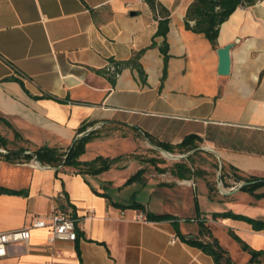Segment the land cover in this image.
I'll return each instance as SVG.
<instances>
[{"label": "crops", "instance_id": "0c3cea01", "mask_svg": "<svg viewBox=\"0 0 264 264\" xmlns=\"http://www.w3.org/2000/svg\"><path fill=\"white\" fill-rule=\"evenodd\" d=\"M158 1L171 18L164 80V38H154L158 21L143 0H0V133L12 141L15 131L33 148L66 149L83 126L107 131L81 161L133 153L134 135L173 146L196 135L201 156L264 180V0L239 7L215 45L186 27L195 0ZM230 45V72L222 76L218 49ZM136 55L144 81L126 65ZM110 61L122 67L114 84L105 70ZM203 164L196 160L183 180L149 163L84 176L0 156V188L24 192L0 195V233L61 208L76 219L78 234L51 247L47 229H32L29 243L11 245L0 264H215L184 236L216 239L233 264H264V230L218 216L264 222V187L242 191L244 182L232 176L215 187L213 164ZM134 202L144 210L125 209ZM140 213L173 219L139 222ZM201 222L210 234H200Z\"/></svg>", "mask_w": 264, "mask_h": 264}, {"label": "trees", "instance_id": "16d2710c", "mask_svg": "<svg viewBox=\"0 0 264 264\" xmlns=\"http://www.w3.org/2000/svg\"><path fill=\"white\" fill-rule=\"evenodd\" d=\"M153 12L155 19L158 21V30L154 36L163 37L164 42L159 47V50L164 59V76L163 80L166 78L168 73L169 66V43L167 41V36L169 33L170 27V11L164 7L158 0H143ZM259 0H195L191 6L189 7L186 14V27L188 30L197 33L204 34L206 38L215 45L217 39L219 37V32L221 25L225 23L231 15L241 6H252L256 4ZM191 23H194L191 25ZM156 43L153 41V45ZM139 55V54H138ZM138 55L131 61L127 62L126 65H132L135 67L141 79L144 81V71L140 68L139 64L136 62L138 59ZM111 82L114 84L115 79L111 78ZM1 121V119H0ZM10 129H13L9 123H6ZM87 129V126H83L80 128V132L84 133ZM15 134V140L24 141L21 135L17 132L13 131ZM106 135H102L101 131L95 130L91 132L89 135L84 136L82 138H76L73 144L67 149L65 152L62 148L57 147H49L42 146L36 147L34 150L19 148V149H11L14 148L15 143L9 142L2 134L0 133V148L5 150V153H0V156L3 157L6 161L9 162H17V161H25L29 162L33 159L39 161L43 165H48L52 168H56L57 173L60 167L71 168L75 170L77 174L84 176H97L103 174L111 169H113L116 165L123 162L125 157L118 156L116 158L103 157L98 156L91 161H81V156L86 153L87 146L95 139H99L105 137ZM146 138L152 143V145L163 149L169 153H182L187 154L190 153L197 148H199L200 138L196 135L187 136L182 143L179 145L173 146L170 144H166L156 140L153 137L146 136ZM12 146H9V145ZM28 144V143H27ZM27 151H32V153H26ZM202 154V152H196L194 155H190L187 160L176 161L170 164L167 169H160L158 167L159 161L155 158H141V164L149 163L153 165L159 173H163L168 169L171 173L179 178V179H189L194 174L192 172V167L195 163V159L193 156H197ZM209 158H214L212 156H208ZM213 167L219 168V164H214ZM118 168H122V166H118ZM145 169L139 170L134 176H132L127 183H131L144 174ZM203 172V171H199ZM221 172H225L227 176H232V179L236 182H252V181H261L251 186H244L241 188L242 191H256L257 189L264 187V180H261L256 177H249L242 175L237 169L228 168L225 164L221 167ZM197 173V171H195ZM2 194H24L23 191H15L7 188H0V195ZM259 196H264L261 194ZM125 209L132 210H144V206L140 203L134 202L132 205L125 207ZM218 214H214L213 217H217ZM218 216L223 217H231L237 220H243L253 226L256 231L264 230V222L256 221L251 218L243 217L240 215H235L233 213H225L219 214ZM147 219L149 221H164L171 220L173 217L171 215H155L153 213L147 214ZM200 226V234H210V230L205 226L203 222L199 223ZM185 242L189 245L196 247L202 250L207 255H210L215 264H233L228 253L221 247L219 242L216 239L211 240V242L205 243L201 241L199 238L196 239H188L185 236L183 237ZM259 256V254L253 253V258Z\"/></svg>", "mask_w": 264, "mask_h": 264}, {"label": "built area", "instance_id": "2783aa9c", "mask_svg": "<svg viewBox=\"0 0 264 264\" xmlns=\"http://www.w3.org/2000/svg\"><path fill=\"white\" fill-rule=\"evenodd\" d=\"M121 69V66L115 61H110L105 68L106 74L114 79L120 77ZM0 153H5V150L0 148ZM92 214L93 211H89V215ZM135 220L146 222L148 219L143 213H140ZM32 229H47L49 231V245L51 247L57 241L75 242L78 238L76 219L69 211L55 208L50 214L44 217H36L29 226L23 229L0 233V258L7 256L8 248L11 245L29 243ZM176 241V238H174L171 240V243L173 244Z\"/></svg>", "mask_w": 264, "mask_h": 264}, {"label": "rangeland", "instance_id": "374dc122", "mask_svg": "<svg viewBox=\"0 0 264 264\" xmlns=\"http://www.w3.org/2000/svg\"><path fill=\"white\" fill-rule=\"evenodd\" d=\"M121 71H122V69H121ZM130 132L131 131H128V133H130ZM106 134H108L107 131L104 132V135H106ZM119 137H121V136H119ZM134 138L136 140L137 139H139V140L136 141V143L133 146V148H134L133 153L120 155V156L125 157V160H123V162L119 163L118 166H123L126 163H130V162H136V164L141 165L140 159L141 158H148V152H149L150 157L157 159L159 161V163L172 164V163L176 162L175 160H172L169 157H167L162 152L156 150V148H155L156 146L152 145V143L150 141H149L150 142L149 143L146 140L142 139L141 137L137 138L135 135H134ZM7 140L9 142H11V143H15L14 148L12 147L11 149H15V148L19 149L21 147L26 148V149H31V150L35 149L31 145H29L27 143H24V141L15 140V136H14V139L12 141H10L9 139H7ZM68 148L69 147L64 149V151L66 152ZM196 152H201V151H195L192 155H194ZM172 155H183V154L178 152V153L172 154ZM201 155L202 154L197 155V156H193V157H194L195 161L198 160L199 162H204L205 164L208 163L207 165H208L209 169L211 168V165H209V163L213 164L212 166H214V164L217 163V160L215 158H209V157L205 158L204 156H201ZM110 158H112V157H110ZM177 161H181V160H177ZM205 164H203V166H205ZM211 174H212V181L214 182L215 187H221L222 188L221 184H223L224 187H225L226 181H227L229 176L227 177L225 172H221V168L220 167L219 168L212 167V173ZM221 182H223V183H221ZM153 207H154V202H153Z\"/></svg>", "mask_w": 264, "mask_h": 264}, {"label": "water", "instance_id": "95a60500", "mask_svg": "<svg viewBox=\"0 0 264 264\" xmlns=\"http://www.w3.org/2000/svg\"><path fill=\"white\" fill-rule=\"evenodd\" d=\"M231 48H232V46L230 45V46L225 47L224 49H218V54H219V58H220L219 74L222 76H227L230 72V66H231L230 50H231ZM96 129H97V127H93L91 129H88L81 136H79L77 138H82L84 136H87L91 132L95 131ZM155 148H156V150L162 152L163 154L167 155L170 159L175 160V161L186 159L190 155H192L195 151H197V150H194V151H192L186 155H172L171 153L166 152L161 148H158V147H155ZM37 162L39 164H41L39 161H37ZM220 164H222L221 161H220ZM258 182H261V181L244 182L241 185L240 189L244 186H251V185H254ZM237 190H239V189H237Z\"/></svg>", "mask_w": 264, "mask_h": 264}, {"label": "bare ground", "instance_id": "6f19581e", "mask_svg": "<svg viewBox=\"0 0 264 264\" xmlns=\"http://www.w3.org/2000/svg\"><path fill=\"white\" fill-rule=\"evenodd\" d=\"M167 156V155H166ZM168 157V156H167Z\"/></svg>", "mask_w": 264, "mask_h": 264}]
</instances>
